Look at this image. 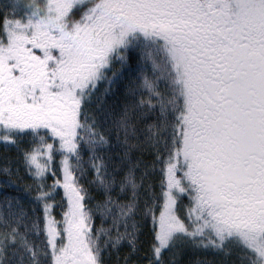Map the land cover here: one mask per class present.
Instances as JSON below:
<instances>
[{
	"label": "snow or ice",
	"instance_id": "6c2138e0",
	"mask_svg": "<svg viewBox=\"0 0 264 264\" xmlns=\"http://www.w3.org/2000/svg\"><path fill=\"white\" fill-rule=\"evenodd\" d=\"M130 59L141 69L139 99L105 117L125 148L119 186L131 196L122 202L108 194L116 179L100 153L111 143L87 105ZM23 136L32 138L26 191L42 216L3 198L0 264H103L102 252L124 244L128 264L140 245L139 190L156 162L163 205L157 216L149 185L148 264H177L184 246L215 253L219 264L234 254L239 264H264V0H9L0 7V143ZM82 144L106 193L97 211L111 218L108 228L94 230L86 209ZM133 150L154 154L151 168L128 158ZM58 190L61 220L52 212ZM40 234L42 245L32 239Z\"/></svg>",
	"mask_w": 264,
	"mask_h": 264
}]
</instances>
